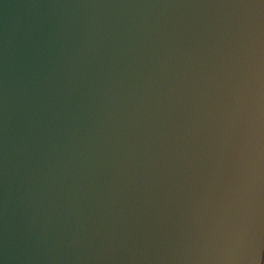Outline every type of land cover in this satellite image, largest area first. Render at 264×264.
I'll return each instance as SVG.
<instances>
[{"label": "water", "instance_id": "water-1", "mask_svg": "<svg viewBox=\"0 0 264 264\" xmlns=\"http://www.w3.org/2000/svg\"><path fill=\"white\" fill-rule=\"evenodd\" d=\"M264 263V0H0V264Z\"/></svg>", "mask_w": 264, "mask_h": 264}]
</instances>
